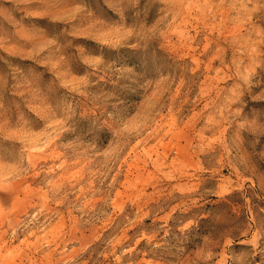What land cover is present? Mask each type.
I'll return each instance as SVG.
<instances>
[{
	"label": "rangeland",
	"instance_id": "374dc122",
	"mask_svg": "<svg viewBox=\"0 0 264 264\" xmlns=\"http://www.w3.org/2000/svg\"><path fill=\"white\" fill-rule=\"evenodd\" d=\"M0 264H264V0H0Z\"/></svg>",
	"mask_w": 264,
	"mask_h": 264
}]
</instances>
